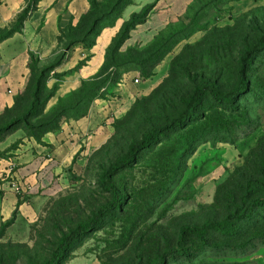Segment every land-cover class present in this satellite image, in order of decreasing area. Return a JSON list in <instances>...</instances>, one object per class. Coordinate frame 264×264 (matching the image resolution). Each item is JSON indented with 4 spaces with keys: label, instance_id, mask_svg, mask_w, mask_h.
Wrapping results in <instances>:
<instances>
[{
    "label": "rangeland",
    "instance_id": "1",
    "mask_svg": "<svg viewBox=\"0 0 264 264\" xmlns=\"http://www.w3.org/2000/svg\"><path fill=\"white\" fill-rule=\"evenodd\" d=\"M109 7L101 4V14ZM81 29L66 31L63 46L80 40ZM263 36L264 0H195L150 44L110 53L104 79L62 98L55 96L64 77L53 68L63 52L48 62L34 59L29 84L8 116L24 121L31 111L24 127H54L61 111L69 120L80 118L95 95L92 103L107 100L116 86H126L128 94L112 92L115 113L79 142L63 177L25 199L28 205L8 222L0 239L3 264H45L65 236L89 225L116 198L120 208L75 242L63 264H264V207L245 220L230 219L264 199V49L232 106L207 95L190 128L139 150L146 133L184 113L203 82L222 96L234 91L243 55ZM82 99L87 101L78 109ZM6 135L0 137V160L11 152L2 150ZM226 221L236 234L214 235L207 245L181 236L186 227Z\"/></svg>",
    "mask_w": 264,
    "mask_h": 264
},
{
    "label": "crops",
    "instance_id": "2",
    "mask_svg": "<svg viewBox=\"0 0 264 264\" xmlns=\"http://www.w3.org/2000/svg\"><path fill=\"white\" fill-rule=\"evenodd\" d=\"M92 1L40 0L20 28L0 41V119L14 106L17 96L26 90L34 59L48 62L63 52L61 61L54 68V74H63L64 77L55 96L62 98L79 89L83 83L105 78L106 74L101 72L108 49L133 16L150 8L145 22L129 33L120 48L121 53L153 42L183 17L195 0H130L120 13H114L99 23L90 47L76 44L69 50L65 49L60 38L66 31L80 25L91 10ZM96 1L103 3L106 0ZM29 2L0 0V33L14 27ZM112 92L115 97L119 94L125 97L128 88L116 86L111 93L107 92V100L91 103L80 118H64L58 129L46 133L40 141L28 136L23 129L4 138L2 150L11 152L0 160V230L17 211L28 205L26 200L29 197L48 191L63 177L80 146L79 142L115 113L116 98ZM13 182L21 188L22 198L12 188Z\"/></svg>",
    "mask_w": 264,
    "mask_h": 264
},
{
    "label": "trees",
    "instance_id": "3",
    "mask_svg": "<svg viewBox=\"0 0 264 264\" xmlns=\"http://www.w3.org/2000/svg\"><path fill=\"white\" fill-rule=\"evenodd\" d=\"M39 1L40 0H30L27 9L19 16L18 21L14 25V27L11 30H7V31L0 33V41L10 37L13 33H15L20 28L23 21L27 17L28 13L30 11L36 9ZM108 3L110 5V7L108 8L109 11L101 14V8H100L101 4H108ZM128 4H130V0H106L103 3L98 2L96 0H93L91 3V10L82 19V21L80 22V25L78 26L79 29L82 28L80 30V33L82 34L81 35L82 38L79 40L80 42L76 41V42H72L70 44H67L65 49L69 50V48H71L72 46H74L76 44H82L86 48L90 47L92 45L93 38L96 34V29H97L99 23H101L103 20H106L108 18V16L114 14L116 11L117 12L121 11L123 9V7L128 5ZM32 6H33V8H32ZM149 11H150V8L145 9L140 15L133 16L128 23L124 24L121 32L114 39L112 45L108 49L106 62L108 60L110 53L120 51V48H121L122 44L125 42V40L128 38L129 33L137 25L145 22ZM60 40H62V42H63V38L62 39L60 38ZM263 49H264V36L243 55L242 62H241L240 75H239V83H238V86L236 87V89L234 91L222 96V95L218 94L217 90L215 89V86L211 82H209V81L203 82L202 84H200L199 86H197L195 88V91L193 92V95H192L190 101L187 103V106H186L184 113H182L180 116L173 119L169 123L165 124L164 126L157 128V129H153L150 132L146 133L143 136L141 143L139 144V150L147 149L154 141L168 135L169 133H171L177 129L186 130L187 128H190L189 127L191 125L190 123L193 122L194 120L198 119V112H197L198 107L201 104L204 97L207 95H209L210 98L216 103L232 106L234 101H236L237 98L239 97V95H241L245 92V90H246L245 78L247 76L248 70L253 63L255 56L258 53H260ZM62 57H63V55L61 56L60 61H61ZM103 69H104V67H103ZM103 69H102L101 74H104ZM32 71H33V64H32ZM46 73H47V70H45L43 72V74L40 75L39 80L37 82V90L35 93H33L30 96V98L32 100L31 102L36 100V98H37L36 93H38L37 91L40 89ZM106 80L107 79H105V82H106ZM107 82H109V81H107ZM54 96H52L51 99L54 98ZM97 97H98V95H95L89 102L92 103L91 101H93V99H96ZM85 101H87V99L80 100L77 108L79 109L80 106L82 105V104L80 105V103L81 102L84 103ZM15 103L17 104L16 100H15ZM31 104H32L31 106H34V103H31ZM13 109H15V105L11 109L7 110L6 114L0 119V121L5 119V118H8L9 114L13 112ZM32 115H33V113L31 111H28L27 115H25L26 119L24 121L16 120V119H14V117H12V118L9 117L7 122L5 123V125L0 129V137L4 136L5 134L10 135V134L16 132L17 130L23 128V130L25 131V133L28 136L34 137L37 141H40L41 138L46 133L52 132V131L58 129L61 121L64 118H67L66 116H64L65 114L62 113V111H61L59 113V116H58L59 117L58 121L54 127H49V125H50L49 123H46L45 125L41 124L39 127H30V126L24 127V125H22V124H25L27 119ZM8 135H6V136H8ZM118 168H119V165L111 167L105 173V177L108 178ZM116 195H117V193H116ZM18 196H20V198H22L21 195H18ZM120 206H121V199L116 198V200L112 206L100 208L97 211V213L95 214L94 218L89 223V225H87L86 227L85 226L77 227L75 230L71 231L69 233V235L65 236L62 239V241L60 242V244L58 245V247L54 253L53 259L49 260L45 264H63L66 260V257L68 256V252L70 251L73 244L75 242H77L81 237L86 235L90 228H94V227L98 226V224H100L103 219H105L109 214H111L112 211L118 210L120 208ZM260 207H262V208L264 207V199L254 201L251 204L250 209H247V208L242 209V211H240V213L233 215L230 219L236 220V221L245 220L246 218L250 217L249 214H250L251 210L253 211V210L258 209ZM232 224L233 223H229V222L227 223V221H226V222H223L220 224H218V223H206L202 226L186 227L182 230L181 236H182V238L185 236H191V235L195 236L197 241H199L203 245H207V244H209L210 237H212L214 235L223 236V237L235 235L236 234V232L234 231L235 228L233 227ZM6 226H7V224L4 225L2 227V229L0 230V239L3 238V236H4V230H5ZM179 253H180L179 254L180 256H184L183 255L184 252L179 251ZM3 263L4 262L2 260H0V264H3Z\"/></svg>",
    "mask_w": 264,
    "mask_h": 264
},
{
    "label": "built area",
    "instance_id": "4",
    "mask_svg": "<svg viewBox=\"0 0 264 264\" xmlns=\"http://www.w3.org/2000/svg\"><path fill=\"white\" fill-rule=\"evenodd\" d=\"M29 5V4H28ZM33 8V6H32ZM12 188L14 189V191L18 194V195H22V191H21V188L19 187L18 184H16L15 182L12 183Z\"/></svg>",
    "mask_w": 264,
    "mask_h": 264
}]
</instances>
